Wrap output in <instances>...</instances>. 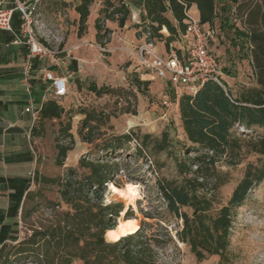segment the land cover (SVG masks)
I'll use <instances>...</instances> for the list:
<instances>
[{
    "label": "rangeland",
    "instance_id": "obj_1",
    "mask_svg": "<svg viewBox=\"0 0 264 264\" xmlns=\"http://www.w3.org/2000/svg\"><path fill=\"white\" fill-rule=\"evenodd\" d=\"M113 3L115 7H119L116 0ZM107 17L110 19L107 20ZM226 17L222 19L216 13L212 23L216 33L214 41H209L208 47L218 61L221 81L236 96L241 87L251 86L254 79L247 47L242 48L243 44H240L241 41L233 32L234 28L242 29L241 19L235 13ZM59 18L58 14L56 17H49V27L45 28L48 34L45 37L39 32L38 26L41 25L38 24V39L56 52V57L67 56V61H78L79 72L68 80L67 96L56 104L62 111H56L51 119L40 120L39 113L36 116V130L30 141L36 156L39 181L34 183L31 189L33 196L26 204L27 209L33 212L20 224L19 241L30 236L32 231L45 230L54 222L53 208L60 202L58 188L42 179L63 177L67 169L77 168L80 159H101L118 164V172L110 184L118 189H123L127 184L139 186V197L134 200V206H130L113 195L108 184L103 196L104 204H110L106 203L108 200L119 203L123 207L122 212L129 213L128 217L131 219L128 220L137 221L139 226L142 221L158 223L167 229L175 241L174 245L165 246L158 252L155 264H219L217 257L197 262L189 248L177 242L175 235L181 230L182 223L166 212L165 202L157 189V183L162 179L181 181L183 176L179 172V163L187 165L191 171L195 170L192 164L195 154H184L183 146L188 144L175 105L187 91L173 89L166 79H158L143 70L136 58L135 43L128 50H121L117 46V38L128 30L117 29L112 25L118 17L112 14L110 8H101L97 13L99 41L96 39V21L91 27L94 37L90 38L88 18L85 28L80 31L78 26L72 24L70 16L66 15L62 21ZM39 19L40 16L38 22ZM221 19L224 23L219 29ZM65 22L67 24L64 25ZM62 24L61 29L59 26ZM163 34L166 32L163 31ZM138 35L139 30L135 33L136 38ZM91 87L102 90V94L94 93L90 90ZM255 132L256 134L242 126H235L231 135L246 139L261 135L260 131ZM164 133L168 137L170 148L165 152H155L153 139H160ZM129 135L132 141L122 143V150L113 156L108 157L102 152V149L114 146L112 140L115 137ZM144 136L151 137V140L138 152L140 141L137 139ZM60 153L65 154L61 161L58 158ZM258 159L264 163V157L248 155L243 149L236 166H229L225 158L216 162V171L223 183L217 192L222 204L241 180L245 166L248 163L256 164ZM59 162L61 165H58ZM81 173L82 171H78V175ZM65 210L61 203V208L56 211ZM125 213H120L117 225L119 221L125 220ZM104 241L111 243L106 240L105 235ZM15 244L16 242L7 244L6 252ZM228 249L225 264H264V181L249 193L243 205L236 210ZM9 260L13 261L12 253ZM33 262L34 257L31 256L29 264H34Z\"/></svg>",
    "mask_w": 264,
    "mask_h": 264
},
{
    "label": "trees",
    "instance_id": "obj_2",
    "mask_svg": "<svg viewBox=\"0 0 264 264\" xmlns=\"http://www.w3.org/2000/svg\"><path fill=\"white\" fill-rule=\"evenodd\" d=\"M94 1L80 0L75 8L79 15V31L85 28ZM109 1L105 2L104 10L110 8L113 15H118V26L122 27L128 12L125 7H114ZM192 4L200 12V24L212 25L216 17L214 0H143L145 18L149 23L146 26L152 31L153 38L165 41L168 49L169 43L183 36L187 28L185 10ZM167 12L171 13L173 23L166 18ZM235 14L241 19L242 29L234 28L233 32L243 44L242 48L247 47L254 83L241 87L234 96L225 83L221 87L214 82H206L195 94H185L177 100L188 144L183 146L184 154H195L192 163L195 170L191 171L187 165L179 163V172L183 176L181 181L162 179L157 183L166 212L182 223L181 230L175 235L177 242L188 247L199 263L211 257H217L219 264L226 263L236 210L264 181V163L260 159L256 164L248 163L227 201L222 204L219 200L217 192L223 183L216 171V162L225 158L229 166H236L243 149L248 155L264 157V0H243L236 7ZM98 23L96 21L95 30L99 41ZM223 23L221 19V28ZM163 28L169 34L166 39L160 33ZM90 90L98 95L103 92L95 87ZM56 104L53 100L44 103L39 119H51L56 111L61 112ZM235 126H242L255 134L256 130L260 131L261 135L247 139L233 137L231 132ZM137 140L140 141V152L151 137ZM131 141V135L115 137L112 140L114 146L104 148L102 152L111 157L122 150V143ZM152 143L155 152H165L170 148L165 133L160 139H153ZM64 156V153L59 154L60 161ZM78 171L82 173L78 175ZM117 172L118 164L115 162L80 159L77 168L67 169L63 177L42 179L58 188L60 202L53 208L54 222L45 230L32 231L30 236L9 247L7 252V244H4L0 248V263L29 264V258L33 256L34 264H155L158 252L175 244L167 229L158 223L142 221L133 235L115 243L104 241V235L115 229L116 220L123 211L119 203L105 205L103 199L107 185L113 182ZM33 181L36 184L39 181L37 171ZM32 196L31 191L25 196L21 224L33 212L26 207ZM61 203L66 208L64 212L56 211L61 208ZM128 215L126 212L125 220L131 219ZM10 253L13 261L9 260Z\"/></svg>",
    "mask_w": 264,
    "mask_h": 264
},
{
    "label": "crops",
    "instance_id": "obj_3",
    "mask_svg": "<svg viewBox=\"0 0 264 264\" xmlns=\"http://www.w3.org/2000/svg\"><path fill=\"white\" fill-rule=\"evenodd\" d=\"M106 1L108 0H95L90 7L88 16L90 32L92 24L96 21L97 13L101 8H105ZM113 1L109 2L115 7ZM116 1L118 6L125 7L128 12L122 27L118 26V19L112 22V25H115L117 29L128 30L126 34L117 38L119 40L117 46L121 50H128L129 46L132 47L135 43L136 48L138 45L135 36L136 31L149 24L145 18L143 0ZM241 1L243 0H214L215 14L218 13L222 19H225L227 18L226 15L235 13V9ZM101 2H103L102 6L100 5ZM79 4L80 0H41L38 5L39 16L41 17L38 23L41 26L37 25L39 32L44 37L47 36L48 32L45 28L49 27V17L51 15L56 17L57 14L58 17L60 16L61 21L66 15L70 16L72 24L79 27V15L75 11ZM187 10L193 20H200V12L195 4H192ZM165 16L173 23L170 12H167ZM19 24V15L15 13L11 21L12 32L0 31V248L4 244L15 243L12 242L14 239L17 240L16 243L19 241L20 216L25 203V196L34 186L33 176L37 164L30 141L36 118L34 119L30 114L25 113L27 101L20 86L21 70L26 50L24 47L13 44V34L18 32ZM65 24L67 23L65 22ZM212 25L205 24L203 27L213 32L211 40L214 41L216 32L213 30ZM59 27L62 29L63 24ZM163 31L166 32L165 35ZM160 33L164 39L169 36L165 28ZM90 36V38L94 37L92 32ZM189 42L190 39L185 37L184 34L169 43L167 49L164 46L165 41L156 40L155 50L165 56L169 50L173 49L179 58L183 59ZM61 58L65 60L64 69L63 67H51L46 59H36L33 62L32 107L38 113L44 103L48 101L45 98L46 84L42 81L43 72L49 71L55 76L68 77V79L79 72L78 61L74 59L67 61L65 56ZM175 105L178 112V103L176 102Z\"/></svg>",
    "mask_w": 264,
    "mask_h": 264
},
{
    "label": "built area",
    "instance_id": "obj_4",
    "mask_svg": "<svg viewBox=\"0 0 264 264\" xmlns=\"http://www.w3.org/2000/svg\"><path fill=\"white\" fill-rule=\"evenodd\" d=\"M41 0H1L0 1V31L12 32L11 21L13 15H19V29L14 33L13 44L24 47L26 50L22 64L20 86L26 97L27 107L25 113L34 119L38 112L33 110L32 74L34 60L46 59L51 67L61 68L65 60L56 57L46 45L39 41L36 26L38 25V5ZM186 32L185 37L190 39L186 55L180 59L176 51L171 49L167 54L161 55L155 50L156 40L149 27H141L137 37L138 45L135 48L139 66L156 76L166 79L173 89H183L186 94L193 95L206 82H214L223 87L221 72L216 57L208 47L213 32L204 29L199 21L193 20L188 10H185ZM65 58H67L65 56ZM68 77L55 76L44 71L42 81L46 84L45 98L60 101L68 93ZM175 94V93H174Z\"/></svg>",
    "mask_w": 264,
    "mask_h": 264
},
{
    "label": "bare ground",
    "instance_id": "obj_5",
    "mask_svg": "<svg viewBox=\"0 0 264 264\" xmlns=\"http://www.w3.org/2000/svg\"><path fill=\"white\" fill-rule=\"evenodd\" d=\"M128 185H132V184H127L123 189H118V188H116L115 186H113L112 184H109V190H110V192H111L113 195L118 196L119 198L123 199V200L126 202V204H128V205H130V206H134V200H133L131 203H129V202H128L127 200H125L123 197H121V196L118 195V193L121 192V191H123ZM132 186H137V185H132ZM112 188H115L116 191L113 192V191H112ZM124 213H125V212H121V215H123ZM121 224H132L133 227H132L130 230H125V232H124L123 234H119V233H118L115 239H109V236H108L109 232H108V233L105 235V238H106V240H107L108 242L115 243V242L119 241V240H120L121 238H123V237H127V236H129V235H133V234L136 233V232L138 231V229H139V224H138L137 221H135V220H123V221H119L118 225L116 224L117 226L115 227V229L112 230V231H110V232H118V229H119V227H120Z\"/></svg>",
    "mask_w": 264,
    "mask_h": 264
},
{
    "label": "clouds",
    "instance_id": "obj_6",
    "mask_svg": "<svg viewBox=\"0 0 264 264\" xmlns=\"http://www.w3.org/2000/svg\"><path fill=\"white\" fill-rule=\"evenodd\" d=\"M139 186H132L128 185L123 191L119 192L118 195L123 197L125 200H127L129 203H131L133 200L137 199L139 197ZM112 191L115 192L116 189L112 188ZM106 203H111L110 200L106 201ZM133 227L132 224H121L118 232H109L108 236L109 239H115L117 234H123L125 230H130Z\"/></svg>",
    "mask_w": 264,
    "mask_h": 264
}]
</instances>
